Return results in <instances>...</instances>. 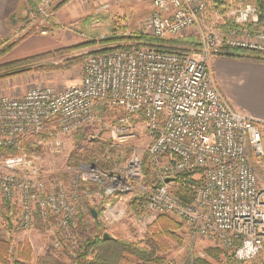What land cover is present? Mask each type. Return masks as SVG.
Listing matches in <instances>:
<instances>
[{
  "label": "built area",
  "instance_id": "2783aa9c",
  "mask_svg": "<svg viewBox=\"0 0 264 264\" xmlns=\"http://www.w3.org/2000/svg\"><path fill=\"white\" fill-rule=\"evenodd\" d=\"M54 2L38 0L37 14L53 15ZM149 4L141 34L170 38L190 30L197 51L113 43L106 45L110 50L85 58L78 82L59 90L37 86L20 96L0 95V198L9 203L13 223L20 229H31L34 213L39 212L55 216L65 234L76 227L77 187L88 180L102 186L108 182L104 193L143 197L141 218L146 223L168 214L182 221L191 235L228 250L233 259L251 260L264 246L260 126L221 93L212 59L222 46L264 52V20L247 0H225L218 6L214 0ZM209 12L214 23L206 17ZM99 103L122 112L112 123L113 141L126 142L142 133L148 138L151 185L142 183V155L135 148L120 173L81 163L66 184L41 177L40 156L24 143L47 131L58 146L60 134L96 120ZM7 148L19 153L3 154ZM185 172H192L194 182L189 185L190 201L172 190L176 176ZM166 177L174 180L165 181ZM52 245L59 246L57 239Z\"/></svg>",
  "mask_w": 264,
  "mask_h": 264
},
{
  "label": "rangeland",
  "instance_id": "374dc122",
  "mask_svg": "<svg viewBox=\"0 0 264 264\" xmlns=\"http://www.w3.org/2000/svg\"><path fill=\"white\" fill-rule=\"evenodd\" d=\"M59 1L61 0H55L53 3V15L46 17L37 14L33 8L32 0H10V13L5 17V26L9 31L7 34H1L0 39L8 38L9 41H19L9 52L0 56V64L62 47L75 46L113 33L117 36H124L127 32L130 34L133 31H139L140 26L148 18L151 7L149 0H67L56 9ZM206 17L210 23H214V14L209 12ZM170 38H184L196 42V38L190 30ZM101 47L103 46L97 42L92 46L77 48L71 51V55L85 54ZM188 47L190 48V46ZM190 49L197 51V47ZM62 59L53 57L43 60L41 63L57 64L62 62ZM81 64L82 62L70 69L58 71L34 70L31 66L27 70L0 77V95L20 96L25 91L37 86H49L59 90L78 80L81 75ZM115 112L116 115L112 117H99L97 113L96 120L82 127L84 128L82 139L78 137V131L82 128L68 134H60L57 137L60 142L58 146L52 143L51 137L46 140L40 137L33 139L35 144L31 147L35 148L40 156L41 177L48 183L61 181L66 184L69 182L71 176L79 169L80 164H85L83 161L78 163L76 160H81L84 157L86 151L92 148L94 140L111 141L113 146L119 150L120 157L127 158L133 148L143 155L149 143L143 133L126 142L112 140V123L121 115V110L115 109ZM259 126L264 149V125L259 124ZM124 163L125 159L111 169H98L110 173H120ZM83 183H87V190L82 189ZM108 184L106 182L102 186L100 183L88 180L82 182L80 188L77 187L80 195L76 206L78 213L85 215L81 226H78V217L76 216V227L67 229L63 235L67 238L66 241L70 246V255H73L80 242L93 234H107L109 237H121L134 242L145 237L148 223L133 212L128 195L125 196V193L118 191L104 193ZM89 209L93 214H88ZM95 223L99 225L95 227ZM5 226L6 222L0 215V229L2 230ZM53 231H55L54 228L42 231L33 225L28 230L8 231L6 236L10 237L13 247L27 239L31 245L33 256H39L52 250L59 252V249H55L51 243ZM182 235L184 236L183 245H172L165 253L167 260L183 264L191 254H199L210 259L205 254V250L209 246L216 247L211 241L191 235L184 225ZM212 262L221 264L214 260ZM263 262L264 246L255 258L242 264H262ZM29 264H33V262Z\"/></svg>",
  "mask_w": 264,
  "mask_h": 264
},
{
  "label": "trees",
  "instance_id": "16d2710c",
  "mask_svg": "<svg viewBox=\"0 0 264 264\" xmlns=\"http://www.w3.org/2000/svg\"><path fill=\"white\" fill-rule=\"evenodd\" d=\"M38 0H32L33 8L36 11ZM67 0L58 2L56 9H58ZM250 4L254 5L259 13L260 19L264 20V0H247ZM214 3H225V0H214ZM226 20L225 24H228ZM19 40H8V38L0 39V56L9 52ZM136 42L138 45H148L157 50L168 51L177 50L181 52L189 51L191 47H197V42L187 40L184 38H159L147 34H141L139 31H133L128 35L117 36L114 33L109 34L103 38L91 39L88 42L78 44L75 46L62 47L52 51H46L38 54H33L21 59H16L7 63L0 64V77H6L13 73L29 69L32 66L34 70L58 71L70 69L72 66L83 62L85 58L92 53L104 52L110 50L107 47L110 44H121L124 42ZM99 43L103 48L91 50L85 54L71 55V51L81 48L92 46ZM107 45V46H106ZM190 46V48L188 47ZM107 47V48H105ZM53 57L63 58L60 63H41L43 60ZM229 57L237 60L252 61L264 63V52L252 51L241 48H231L222 46L214 58ZM41 63V64H39ZM28 67V68H26ZM99 117H112L115 116V109L109 108L103 103L96 106ZM120 110V109H119ZM122 113V112H121ZM83 129L78 131V137L82 139ZM40 138L46 140L50 137L47 131L39 135ZM93 141V140H92ZM33 142V143H32ZM93 146L90 150L86 151L84 157L78 163L83 161L87 165H96L97 168L111 169L119 162L126 160L125 157H120L119 150L113 146L109 140H94ZM34 141H27L24 143V148L28 149L34 146ZM3 154L13 155L19 153L13 148L1 150ZM142 172L144 178L142 183L151 185L153 183V172L149 163V155L145 151L142 155ZM192 172H185L179 174L175 178V185L173 186V193L184 201H190L192 191L189 185L193 182L191 179ZM82 189L87 190V183H83ZM142 201L140 195H134L129 200L131 208L135 214L141 217ZM90 210V209H89ZM87 214V213H86ZM88 214H93L90 210ZM0 215L6 222L5 228L0 229V264H178L175 261L166 259L165 253L174 246H181L184 242L182 235L183 222L174 220V217L168 214H160L150 223H148L146 235L140 241H131L125 238H104V235L93 234L85 238L78 244V248L70 255V246L63 235V231L58 227L56 217L49 215L43 217L39 212L34 213L33 225L39 229H55L51 236V243L54 239L59 242V252L54 250L49 253L33 256L32 248L27 239L19 242L15 247L12 246L10 237L6 236L8 231L20 229L18 225L13 223L12 214L10 213V206L7 201L0 198ZM85 214L78 213L77 224L82 225L83 216ZM99 224L95 223V227ZM205 254L210 257L200 256L199 254H191L183 264H214L212 260L220 262L221 264H242V261L233 259L231 253L220 247L209 246L205 250ZM264 264V262L262 263Z\"/></svg>",
  "mask_w": 264,
  "mask_h": 264
},
{
  "label": "crops",
  "instance_id": "0c3cea01",
  "mask_svg": "<svg viewBox=\"0 0 264 264\" xmlns=\"http://www.w3.org/2000/svg\"><path fill=\"white\" fill-rule=\"evenodd\" d=\"M9 4L10 0H0V35L9 31L5 26ZM212 68L216 84L229 104L264 125V63L213 57Z\"/></svg>",
  "mask_w": 264,
  "mask_h": 264
},
{
  "label": "water",
  "instance_id": "95a60500",
  "mask_svg": "<svg viewBox=\"0 0 264 264\" xmlns=\"http://www.w3.org/2000/svg\"><path fill=\"white\" fill-rule=\"evenodd\" d=\"M170 180H174V178L173 177H166L165 178V181H170ZM104 238L107 239V238H109V236L107 234H104Z\"/></svg>",
  "mask_w": 264,
  "mask_h": 264
}]
</instances>
